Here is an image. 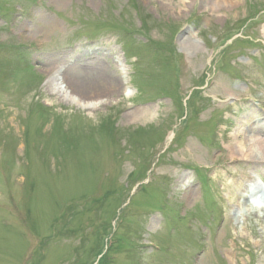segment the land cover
I'll use <instances>...</instances> for the list:
<instances>
[{
  "label": "rangeland",
  "instance_id": "374dc122",
  "mask_svg": "<svg viewBox=\"0 0 264 264\" xmlns=\"http://www.w3.org/2000/svg\"><path fill=\"white\" fill-rule=\"evenodd\" d=\"M255 120L264 0H0V264H264Z\"/></svg>",
  "mask_w": 264,
  "mask_h": 264
},
{
  "label": "bare ground",
  "instance_id": "6f19581e",
  "mask_svg": "<svg viewBox=\"0 0 264 264\" xmlns=\"http://www.w3.org/2000/svg\"><path fill=\"white\" fill-rule=\"evenodd\" d=\"M79 80H76V82ZM81 82V80H80ZM50 87L56 94H60L62 96H66L67 94V86L64 85V80H61L60 77L57 79H52L50 82ZM84 108H94L95 105H92L90 102L83 103ZM242 123V122H241ZM244 126V128H243ZM239 131L236 132L234 138L236 141L230 145V149L232 151L231 156L240 157V159H244L249 161L253 166H257V164H264V135L261 132H264V122L258 120L249 123H242V125L237 129ZM249 130V132H253V134H246L245 131ZM230 151V152H231ZM241 176L243 181L240 183V186L243 189L245 187V182L252 179L253 175L243 171L241 172ZM261 189L259 186H256L251 194L261 193ZM247 200V197H245ZM262 211H264V206L261 207Z\"/></svg>",
  "mask_w": 264,
  "mask_h": 264
}]
</instances>
